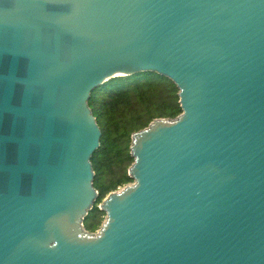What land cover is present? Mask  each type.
<instances>
[{"label":"water","instance_id":"95a60500","mask_svg":"<svg viewBox=\"0 0 264 264\" xmlns=\"http://www.w3.org/2000/svg\"><path fill=\"white\" fill-rule=\"evenodd\" d=\"M144 70L182 111L88 230L91 92ZM0 264H264V0H0Z\"/></svg>","mask_w":264,"mask_h":264},{"label":"trees","instance_id":"16d2710c","mask_svg":"<svg viewBox=\"0 0 264 264\" xmlns=\"http://www.w3.org/2000/svg\"><path fill=\"white\" fill-rule=\"evenodd\" d=\"M178 91L173 79L152 70L119 74L92 90L89 104L102 135L92 155L99 195L84 217L86 229L96 231L104 221L106 211L99 207L104 197L134 180L129 174L132 133L155 117L177 116L182 111Z\"/></svg>","mask_w":264,"mask_h":264},{"label":"rangeland","instance_id":"374dc122","mask_svg":"<svg viewBox=\"0 0 264 264\" xmlns=\"http://www.w3.org/2000/svg\"><path fill=\"white\" fill-rule=\"evenodd\" d=\"M122 186H123V185H122ZM122 186H119L117 189H120ZM117 189H116V190H117ZM98 229H99V228H98ZM98 229H97V230H98Z\"/></svg>","mask_w":264,"mask_h":264}]
</instances>
